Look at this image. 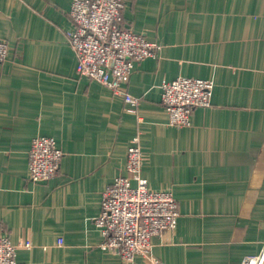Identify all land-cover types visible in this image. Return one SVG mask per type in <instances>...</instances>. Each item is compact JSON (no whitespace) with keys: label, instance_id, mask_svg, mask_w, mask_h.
<instances>
[{"label":"crops","instance_id":"obj_1","mask_svg":"<svg viewBox=\"0 0 264 264\" xmlns=\"http://www.w3.org/2000/svg\"><path fill=\"white\" fill-rule=\"evenodd\" d=\"M71 0H0V234L19 264H124L100 248L101 193L125 174L138 136L141 174L177 202L174 230L131 264H240L264 248V0H125L122 24L159 42L121 95L79 77L65 30ZM211 78L190 125L168 123L160 84ZM140 117V121L137 119ZM63 151L46 181L28 178L31 139ZM62 242L59 243L58 239Z\"/></svg>","mask_w":264,"mask_h":264},{"label":"built area","instance_id":"obj_2","mask_svg":"<svg viewBox=\"0 0 264 264\" xmlns=\"http://www.w3.org/2000/svg\"><path fill=\"white\" fill-rule=\"evenodd\" d=\"M124 4L125 0H71L67 12L70 26L65 35L76 58L77 75L121 95L125 110L135 114L138 99L127 89L130 74L136 62L156 57L160 44L122 24ZM8 50L7 42L0 39V63ZM160 88L168 123L182 127L190 125L195 107L209 106L213 80L177 75L163 79ZM62 156L53 137L34 136L28 150V178L33 182L48 180L56 174ZM143 157L136 135L126 151V173L116 176L102 191L100 211L94 220L103 236L100 248L116 252L124 264H131L136 254L149 257L150 237L172 231L177 224L176 199L168 189L148 186L141 174ZM19 245L30 247L31 242L14 244L0 234V264H19ZM240 264H264V248L258 255L245 256Z\"/></svg>","mask_w":264,"mask_h":264}]
</instances>
